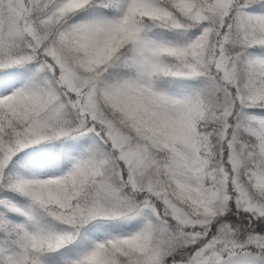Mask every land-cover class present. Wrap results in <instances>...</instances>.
I'll list each match as a JSON object with an SVG mask.
<instances>
[{
  "label": "snow or ice",
  "instance_id": "6c2138e0",
  "mask_svg": "<svg viewBox=\"0 0 264 264\" xmlns=\"http://www.w3.org/2000/svg\"><path fill=\"white\" fill-rule=\"evenodd\" d=\"M0 264H264V0H0Z\"/></svg>",
  "mask_w": 264,
  "mask_h": 264
}]
</instances>
